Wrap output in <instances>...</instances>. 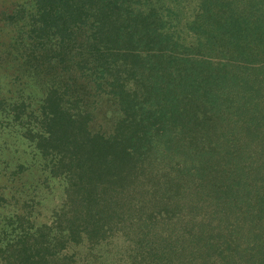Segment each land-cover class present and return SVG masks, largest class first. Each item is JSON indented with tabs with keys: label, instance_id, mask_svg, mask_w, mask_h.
Segmentation results:
<instances>
[{
	"label": "trees",
	"instance_id": "trees-1",
	"mask_svg": "<svg viewBox=\"0 0 264 264\" xmlns=\"http://www.w3.org/2000/svg\"><path fill=\"white\" fill-rule=\"evenodd\" d=\"M34 3L59 52L38 105L0 100L34 148L0 192L65 198L43 226L5 216L0 264H264V0Z\"/></svg>",
	"mask_w": 264,
	"mask_h": 264
},
{
	"label": "rangeland",
	"instance_id": "rangeland-1",
	"mask_svg": "<svg viewBox=\"0 0 264 264\" xmlns=\"http://www.w3.org/2000/svg\"><path fill=\"white\" fill-rule=\"evenodd\" d=\"M35 14L34 0H0V100H26L32 105H38L45 90L52 83L51 65L48 58L54 54H58L56 48V38H49L46 40L44 34H35L34 27H37ZM37 23V24H36ZM79 42L75 44L78 45ZM35 46V47H33ZM64 47V46H62ZM37 50L44 52L45 57L36 58L31 52ZM72 53H77L72 49ZM45 59H44V58ZM55 79L62 80V71L58 69ZM82 86L77 88L78 93L84 95ZM103 108L97 109L91 129H99L106 131L110 128L109 106L102 102ZM1 111V110H0ZM10 117L3 119L0 112V166L4 167L7 162L8 174L12 173L14 168H17L19 162H24L30 159L34 152L33 145L29 140V135L24 137L21 145L17 138H21L19 132L24 134L25 128L28 125L27 120L20 119L23 126L17 124L18 129H12L10 126ZM32 152V153H31ZM16 166V167H15ZM24 170L16 174L17 176H25L28 172ZM18 170V169H16ZM32 178V177H31ZM36 178V177H35ZM3 179L0 182H5ZM43 181L37 183V191L31 192L28 190L20 196H12L8 190L0 192V247L4 248L6 241H1L3 236L7 238L10 236L1 231L7 219L5 216L8 213L13 215L16 213L25 214V220L30 216L29 221L23 220V226L37 227L39 225L50 223L53 209L61 204L65 198L64 186L59 180H48L47 183L42 184ZM0 187L2 188V184ZM40 184V186H39ZM19 190L21 186L15 184ZM6 189V188H5ZM9 189V188H8ZM21 191H25L23 188ZM38 192L41 195H36ZM10 231V228H7ZM3 258L0 256V259Z\"/></svg>",
	"mask_w": 264,
	"mask_h": 264
}]
</instances>
